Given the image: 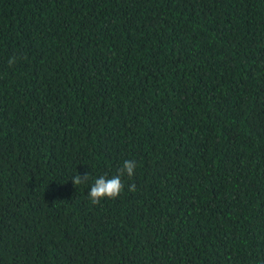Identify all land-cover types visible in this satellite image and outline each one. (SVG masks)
I'll list each match as a JSON object with an SVG mask.
<instances>
[{"label":"trees","instance_id":"obj_1","mask_svg":"<svg viewBox=\"0 0 264 264\" xmlns=\"http://www.w3.org/2000/svg\"><path fill=\"white\" fill-rule=\"evenodd\" d=\"M0 264H264V0H0Z\"/></svg>","mask_w":264,"mask_h":264},{"label":"clouds","instance_id":"obj_2","mask_svg":"<svg viewBox=\"0 0 264 264\" xmlns=\"http://www.w3.org/2000/svg\"><path fill=\"white\" fill-rule=\"evenodd\" d=\"M136 165L132 161H124L121 169L118 170V174L108 179L104 176L96 179L94 184L91 186L90 191L88 192V198L92 205H98L100 202L105 199H115L121 195L124 183L122 177L125 175L131 179L134 175V169ZM89 174H84L81 176L77 174L73 177L72 182L75 186L84 183L88 180ZM135 189V185H131L129 190L132 191Z\"/></svg>","mask_w":264,"mask_h":264}]
</instances>
